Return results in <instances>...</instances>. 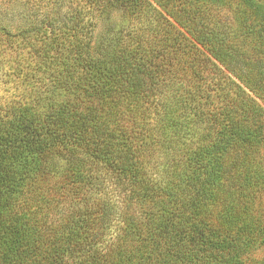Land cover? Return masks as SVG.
I'll return each instance as SVG.
<instances>
[{
	"label": "trees",
	"instance_id": "trees-1",
	"mask_svg": "<svg viewBox=\"0 0 264 264\" xmlns=\"http://www.w3.org/2000/svg\"><path fill=\"white\" fill-rule=\"evenodd\" d=\"M264 0H0V264H264Z\"/></svg>",
	"mask_w": 264,
	"mask_h": 264
},
{
	"label": "rangeland",
	"instance_id": "rangeland-1",
	"mask_svg": "<svg viewBox=\"0 0 264 264\" xmlns=\"http://www.w3.org/2000/svg\"><path fill=\"white\" fill-rule=\"evenodd\" d=\"M261 205L264 207V194H263V197H262V202H260ZM257 254L258 256H263L264 255V248H260L257 250Z\"/></svg>",
	"mask_w": 264,
	"mask_h": 264
}]
</instances>
